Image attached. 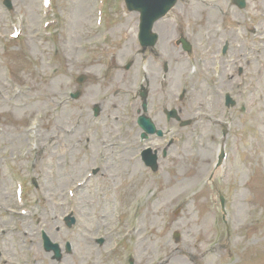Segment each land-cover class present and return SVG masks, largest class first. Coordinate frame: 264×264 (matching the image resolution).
Here are the masks:
<instances>
[{
    "label": "rangeland",
    "instance_id": "1",
    "mask_svg": "<svg viewBox=\"0 0 264 264\" xmlns=\"http://www.w3.org/2000/svg\"><path fill=\"white\" fill-rule=\"evenodd\" d=\"M12 1L9 12L0 0V29L7 36L6 43L0 41V205L5 206L0 209V264H93L95 248H106L95 242L97 230L109 232L118 212L133 207L135 247L130 253L136 264H264V0H246L245 9L228 0L212 7H204V0H181L163 21L173 26V41L160 40L156 47L171 68L167 88L151 95L163 102L164 97L177 96L183 83L197 90L189 93L188 101L166 104L181 108L183 119L202 109L209 115L221 112L225 89L236 101V106H226L227 158L215 183H207L213 171V161L208 162L213 149L217 155L221 139L212 136L225 128L222 124L179 126L185 139L200 129L198 141L204 145L195 153L178 148L180 144L171 147L157 177L140 165L134 171L119 166V160H109L110 153L100 148L106 141L118 143L139 131L128 121L140 108L135 88L138 69H114L138 48L139 15L128 11L124 0L102 3V24L98 23L102 0H52L49 8L44 0ZM46 14L52 16L45 18ZM50 18L57 19L53 39L43 36ZM20 19L25 37L20 35L14 43L12 32ZM181 33L196 45L206 39L212 50L198 53L204 64L185 78L181 72L187 69L186 54L176 45ZM100 34L110 39L96 46ZM224 39L229 43L221 57L226 60L225 71L216 78L213 61ZM148 56L155 81L163 61ZM111 69L128 85L119 86L120 92L106 100L105 95L117 89L113 81L103 80L104 71L107 75ZM81 74L90 79L82 97L73 100L69 94L81 87L77 83ZM214 84L220 90H213ZM100 99L107 112L95 117L93 106ZM156 121L163 126L162 116ZM98 133H104L100 141ZM97 151H103L106 160L100 161ZM177 157H183L187 167L182 173ZM95 165L102 167L98 176L83 179L80 186L88 168ZM19 184L21 200L16 195ZM220 193L226 198L227 226L222 223ZM67 211L77 215L72 228L63 220ZM42 233L59 244L71 242L72 253L52 260L43 249Z\"/></svg>",
    "mask_w": 264,
    "mask_h": 264
},
{
    "label": "flooded vegetation",
    "instance_id": "2",
    "mask_svg": "<svg viewBox=\"0 0 264 264\" xmlns=\"http://www.w3.org/2000/svg\"><path fill=\"white\" fill-rule=\"evenodd\" d=\"M163 21H160V22H158L156 25H155V30H156V32L159 34V39H158V43L160 42V40H161V42H162V40H165V41H167V42H169V41H173V36H175L174 35V30H173V26H171L170 25V27L169 28H167V32L168 33H172L173 35H172V37L169 39V41L167 40V39H164V30H163ZM159 28V29H158ZM160 30H161V32H162V34L160 33ZM182 35H183V33H181L180 35H179V37L177 38V40H176V45H178L179 46V48H180V50L181 51H183L185 54H187L185 51H184V48H183V44H181V43H178V41L181 39V37H182ZM188 40H189V42L192 44V49H194V46H195V48H198V52H196L195 51V54H197L198 55V53L200 54H202L203 53V51L205 50V49H207V48H204L203 46H201L202 44H203V39H200V41H199V43H198V45H196V43L194 42V41H192V37L191 36H185ZM175 41V40H174ZM157 43V44H158ZM157 46V45H156ZM207 46H209V44H206V47ZM173 50L175 51V49L173 48ZM202 50V51H201ZM143 52L141 53V56H140V58L145 62V64L148 66V71H150V68H149V60L151 61L152 59H151V57H149L148 56V54L151 56L152 54L153 55H155L156 57H157V59H158V62H161V61H163V63H162V65H161V67H160V69H159V71H158V74L160 75V74H162L163 73V75L162 76H159L160 77V80L158 79V75H157V77L155 78V81L154 80H152L151 79V77H149V75H148V71H147V84L148 85H150V87H149V91H148V99H147V112L150 114V116H151V118L154 120V122L157 124V126L159 127V128H161L162 127V125L160 124V122H158V121H156V117L157 116H162V118H163V126H165L166 125V122L169 124H173V123H177L179 126H181V123H180V121H178L176 118H174V119H170V118H168L167 117V115H166V104L168 103V101L169 102H171V104H175V103H177V101H176V97L174 96V95H169L168 96V99L166 98V97H164V99H163V102L160 100V99H157L154 95H150L149 94V92L150 91H155L156 89H159V90H164V89H166L167 88V86H168V83L165 81V74L164 73H166L168 70H169V66H171L170 65V62L167 60V59H164V58H162V54H161V52H155L154 51V48L153 49H151V48H147V49H143L142 50ZM193 52L194 51H192L191 52V54L193 55ZM116 55L117 54H112V59H113V62H116ZM188 55V54H187ZM140 61V59L139 60H136L135 58L133 59L132 57H131V59H129L128 60V62H127V64H129L130 63V66L129 67H132L133 65H136L138 62ZM176 62V61H175ZM125 64H126V61L124 60L121 64L120 63H118L117 62V65H116V67H114V69L115 70H117V69H120L121 71H124V69H125ZM113 69V70H114ZM113 70L111 69L110 71H108V74L106 75V70L104 71L105 72V77H104V79H105V82H107V81H113V84L112 85H115V87H117V89H118V87L119 86H125V84H127L128 85V80L127 81H125L124 82V80L120 77V78H115V76H120V75H117V74H115L114 72H113ZM113 74H114V78H112L113 77ZM103 79V80H104ZM110 81H109V83H110ZM119 82H121V84H119ZM156 84H157V86H156ZM152 85H154L155 86V88L152 86ZM116 89V90H117ZM111 91V90H110ZM120 91H115V92H111L110 94H108V95H105V99L106 100H108L110 97H115V94H117V93H119ZM156 92V91H155ZM83 94V93H82ZM173 94V93H172ZM166 95H167V93H166ZM140 96V95H139ZM171 96L172 97H174V99H172L171 100ZM111 106V108L112 109H116L117 108V105L116 104H112V105H110ZM99 108H100V112H102V110H103V112L104 113H106L107 112V109H106V107H105V102L103 101V100H101L100 101V103H99ZM110 107L108 106V109H109ZM178 110H179V113L181 114L182 113V110H181V108H179L178 107ZM139 108L137 109V111H136V116L135 117H132V115L131 116H129L128 117V121L131 119V121H130V123L133 125L134 124V122H136L137 121V118H138V116H139ZM103 118L106 120V118L103 116ZM113 118L112 117H108V121L109 120H112ZM173 129H175V127H172ZM137 133V134H136ZM135 133V136L133 137V136H131V137H129L128 138V141H129V145H130V147H131V149H130V156L131 157H133L135 154H136V148H137V144H136V139H140V140H142L141 139V134H140V132H136ZM157 138H151V137H149L147 140H146V144H148V142H150V141H154V142H157V140H159V139H164L163 137H158V136H156ZM101 147V146H100ZM145 149H150L149 148V146H147V145H145L144 147H142V151L143 150H145ZM134 151V152H133ZM155 153L158 155V152H159V149H155ZM163 156H165V157H167V156H169L170 157V154H169V150H168V148H164L163 149ZM113 161V160H112ZM158 162H160V158H158ZM104 243H102V244H100V246L101 245H103ZM103 246H101L100 248H102ZM100 248L98 249H96L95 248V251H94V263L93 264H99L100 263V260L102 259V263L103 264H108V263H110L111 261H113V260H115L116 258H117V252H113V253H111L110 255H106L105 254V251H101L100 250Z\"/></svg>",
    "mask_w": 264,
    "mask_h": 264
},
{
    "label": "water",
    "instance_id": "3",
    "mask_svg": "<svg viewBox=\"0 0 264 264\" xmlns=\"http://www.w3.org/2000/svg\"><path fill=\"white\" fill-rule=\"evenodd\" d=\"M177 0H126L129 10L138 11L140 13V28H141V39H145L150 36V30L153 23L159 18L163 17L176 3ZM242 5V2L240 3ZM79 93L74 95L78 97ZM179 234L175 237L178 238ZM45 243L47 250H51V244L45 237ZM55 257H60V249L55 245Z\"/></svg>",
    "mask_w": 264,
    "mask_h": 264
},
{
    "label": "bare ground",
    "instance_id": "4",
    "mask_svg": "<svg viewBox=\"0 0 264 264\" xmlns=\"http://www.w3.org/2000/svg\"><path fill=\"white\" fill-rule=\"evenodd\" d=\"M200 11H202V10H200V8H199V12ZM207 11V10H206ZM163 30H164V39H167L168 41H169V39L172 37V33H168L167 32V28H169L170 27V24L168 23V22H163ZM177 159H178V164H177V168H178V170L182 173V170L184 169V168H187L186 167V165L183 163V157H177ZM200 166V162H198L194 167L195 168H198ZM179 176V175H178ZM166 183H168L167 181H166Z\"/></svg>",
    "mask_w": 264,
    "mask_h": 264
}]
</instances>
